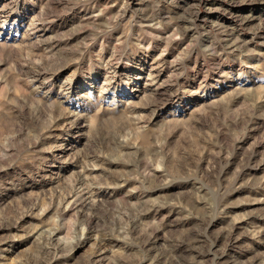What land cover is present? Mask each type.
<instances>
[{"label": "rangeland", "instance_id": "obj_1", "mask_svg": "<svg viewBox=\"0 0 264 264\" xmlns=\"http://www.w3.org/2000/svg\"><path fill=\"white\" fill-rule=\"evenodd\" d=\"M0 264H264V0H0Z\"/></svg>", "mask_w": 264, "mask_h": 264}]
</instances>
